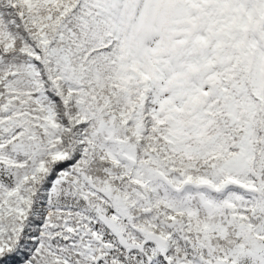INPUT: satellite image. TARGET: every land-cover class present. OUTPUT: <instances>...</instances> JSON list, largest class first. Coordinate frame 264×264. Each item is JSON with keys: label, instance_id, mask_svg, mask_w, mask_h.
Here are the masks:
<instances>
[{"label": "snow or ice", "instance_id": "snow-or-ice-1", "mask_svg": "<svg viewBox=\"0 0 264 264\" xmlns=\"http://www.w3.org/2000/svg\"><path fill=\"white\" fill-rule=\"evenodd\" d=\"M0 264H264V0H0Z\"/></svg>", "mask_w": 264, "mask_h": 264}]
</instances>
